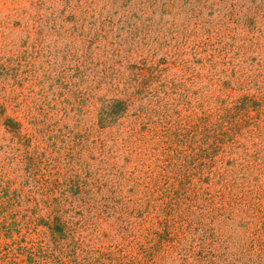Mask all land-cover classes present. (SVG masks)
Masks as SVG:
<instances>
[{"label":"rangeland","instance_id":"rangeland-1","mask_svg":"<svg viewBox=\"0 0 264 264\" xmlns=\"http://www.w3.org/2000/svg\"><path fill=\"white\" fill-rule=\"evenodd\" d=\"M0 264H264V0H0Z\"/></svg>","mask_w":264,"mask_h":264}]
</instances>
